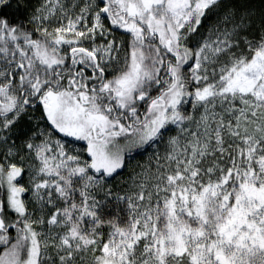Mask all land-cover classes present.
<instances>
[{"label": "snow or ice", "instance_id": "1", "mask_svg": "<svg viewBox=\"0 0 264 264\" xmlns=\"http://www.w3.org/2000/svg\"><path fill=\"white\" fill-rule=\"evenodd\" d=\"M0 264H264V0H0Z\"/></svg>", "mask_w": 264, "mask_h": 264}, {"label": "trees", "instance_id": "2", "mask_svg": "<svg viewBox=\"0 0 264 264\" xmlns=\"http://www.w3.org/2000/svg\"><path fill=\"white\" fill-rule=\"evenodd\" d=\"M128 180V175L127 173L123 174L122 177L115 182L121 185V188L125 191H127V188L125 187L124 182Z\"/></svg>", "mask_w": 264, "mask_h": 264}, {"label": "flooded vegetation", "instance_id": "3", "mask_svg": "<svg viewBox=\"0 0 264 264\" xmlns=\"http://www.w3.org/2000/svg\"><path fill=\"white\" fill-rule=\"evenodd\" d=\"M62 135V134H61Z\"/></svg>", "mask_w": 264, "mask_h": 264}]
</instances>
